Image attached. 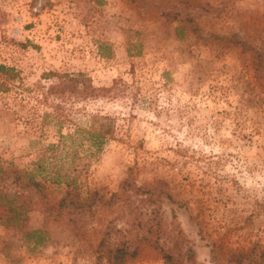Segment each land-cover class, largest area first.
I'll return each instance as SVG.
<instances>
[{
  "label": "rangeland",
  "instance_id": "374dc122",
  "mask_svg": "<svg viewBox=\"0 0 264 264\" xmlns=\"http://www.w3.org/2000/svg\"><path fill=\"white\" fill-rule=\"evenodd\" d=\"M2 66L0 264H97L154 216L192 264L264 250V0H0ZM107 128L97 151L85 132ZM56 174L81 209L64 181L31 185Z\"/></svg>",
  "mask_w": 264,
  "mask_h": 264
},
{
  "label": "trees",
  "instance_id": "16d2710c",
  "mask_svg": "<svg viewBox=\"0 0 264 264\" xmlns=\"http://www.w3.org/2000/svg\"><path fill=\"white\" fill-rule=\"evenodd\" d=\"M190 34L197 40H204L201 35V30L192 19L185 22ZM2 72H6L7 68L1 67ZM259 71V70H257ZM78 78L69 80L75 86L78 84V79L83 75H77ZM95 91V89H93ZM112 88H104L99 91L111 92ZM90 145L97 151H100L103 146L113 138V129L107 128L102 130H87L85 132ZM52 181L53 184H60L62 181L67 187L64 198L61 200V207H73L81 209L72 201V192L80 187L77 186L74 179L65 180L60 174L54 177H48L42 182H32L35 188H44L43 183ZM85 193L91 198V203L88 208L103 203V198L98 196L95 190L87 189ZM170 199L171 196H169ZM97 200V201H96ZM102 201V202H101ZM104 204H112V202H104ZM11 212H16V208H10ZM138 215L134 210L129 212V216ZM137 219V218H136ZM158 216L147 219L145 222L133 223L128 228H114L112 233H108L104 239L94 249L92 254L95 256L97 264H127L133 262L139 255L141 249H149L156 254L164 262V264H192L194 259L191 252L185 253V240L179 226L172 220L169 227H163ZM37 237V244H40L44 237L41 231H35L27 234ZM240 261L248 264H264V250L257 247L248 249L246 253H240Z\"/></svg>",
  "mask_w": 264,
  "mask_h": 264
}]
</instances>
